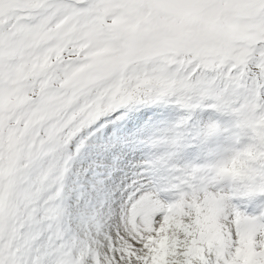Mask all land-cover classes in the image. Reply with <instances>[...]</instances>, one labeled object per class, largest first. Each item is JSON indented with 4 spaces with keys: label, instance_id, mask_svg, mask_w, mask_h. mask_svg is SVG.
Segmentation results:
<instances>
[{
    "label": "snow or ice",
    "instance_id": "6c2138e0",
    "mask_svg": "<svg viewBox=\"0 0 264 264\" xmlns=\"http://www.w3.org/2000/svg\"><path fill=\"white\" fill-rule=\"evenodd\" d=\"M0 264H264V0H0Z\"/></svg>",
    "mask_w": 264,
    "mask_h": 264
},
{
    "label": "rangeland",
    "instance_id": "374dc122",
    "mask_svg": "<svg viewBox=\"0 0 264 264\" xmlns=\"http://www.w3.org/2000/svg\"><path fill=\"white\" fill-rule=\"evenodd\" d=\"M117 195H118V193H117Z\"/></svg>",
    "mask_w": 264,
    "mask_h": 264
}]
</instances>
